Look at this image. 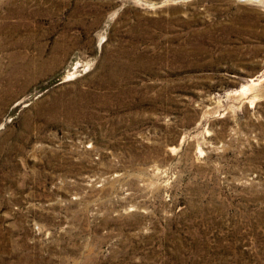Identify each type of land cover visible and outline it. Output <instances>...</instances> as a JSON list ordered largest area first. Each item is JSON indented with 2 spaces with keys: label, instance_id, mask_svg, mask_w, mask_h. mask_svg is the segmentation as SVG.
I'll return each mask as SVG.
<instances>
[{
  "label": "rangeland",
  "instance_id": "obj_1",
  "mask_svg": "<svg viewBox=\"0 0 264 264\" xmlns=\"http://www.w3.org/2000/svg\"><path fill=\"white\" fill-rule=\"evenodd\" d=\"M0 264H264V0H0Z\"/></svg>",
  "mask_w": 264,
  "mask_h": 264
},
{
  "label": "bare ground",
  "instance_id": "obj_2",
  "mask_svg": "<svg viewBox=\"0 0 264 264\" xmlns=\"http://www.w3.org/2000/svg\"><path fill=\"white\" fill-rule=\"evenodd\" d=\"M243 1V0H242Z\"/></svg>",
  "mask_w": 264,
  "mask_h": 264
}]
</instances>
